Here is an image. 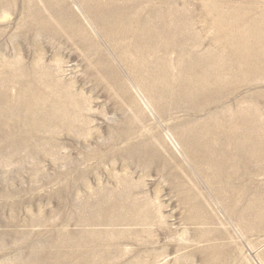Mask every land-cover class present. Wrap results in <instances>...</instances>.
<instances>
[{"label": "rangeland", "instance_id": "obj_1", "mask_svg": "<svg viewBox=\"0 0 264 264\" xmlns=\"http://www.w3.org/2000/svg\"><path fill=\"white\" fill-rule=\"evenodd\" d=\"M93 3L0 0V264H264V0Z\"/></svg>", "mask_w": 264, "mask_h": 264}, {"label": "bare ground", "instance_id": "obj_2", "mask_svg": "<svg viewBox=\"0 0 264 264\" xmlns=\"http://www.w3.org/2000/svg\"><path fill=\"white\" fill-rule=\"evenodd\" d=\"M93 5L92 7H90L92 9V13L95 16V19L97 20V22H99L103 28L106 30L108 36L115 41V48L116 45L119 46V48H116L117 50L120 49V51L122 50V54H123V62L124 63H129L130 61H127V58L125 57V54L127 53H131L134 52L135 56L138 58V61L140 62V53L141 50H143V46H145L147 43H155L156 45H158L160 38L162 37V31L161 33H157V32H151L148 34H145L144 37L140 38V33H137L134 29L133 26L135 24H139L140 22V15L138 14V12L136 10H134L133 8L129 9V10H123V8L125 7H129V4L126 3H122V4H117L118 6H121L120 8L118 6H115L114 4V0H93ZM218 2V1H217ZM224 16L220 15L219 19H217V26H220V24L224 23V18H222ZM264 21V20H263ZM139 29V28H138ZM172 30V29H171ZM257 30V29H256ZM252 31V30H251ZM177 32H182L179 31L178 29H173V33H177ZM238 32V30H237ZM254 32V31H253ZM258 32V31H257ZM263 32V31H262ZM261 32V33H262ZM242 32H238V34H241ZM249 33H251L250 31L245 32V36L249 35ZM106 34V35H107ZM233 34H237L236 31L233 32ZM254 33H252L253 35ZM257 34V33H255ZM260 35V34H259ZM236 36V35H235ZM238 36V35H237ZM246 36V37H247ZM258 36V34H257ZM261 36V35H260ZM249 37V36H248ZM263 37V36H262ZM264 38V37H263ZM262 38V39H263ZM129 39H133L134 41L131 43L128 42ZM238 38H232L233 42H232V46L236 47V52L240 51V49H245L246 51H249L250 54H252L254 52V50L256 49L255 45H253V43L251 45H247V44H243V45H238ZM251 39V38H250ZM248 40V39H246ZM260 47V46H259ZM244 55V54H239L242 58L244 55V61H247L246 63L250 64V61L252 60L251 55ZM133 55V54H132ZM253 56V54H252ZM243 60V59H242ZM193 62V61H192ZM135 63V62H134ZM138 67V66H137ZM140 70V69H139ZM157 72V71H156ZM158 74V73H157ZM160 74V72H159ZM159 77V76H158ZM187 82V81H186ZM192 83V82H191ZM212 83V82H211ZM215 83V82H214ZM155 84V83H154ZM190 84V83H188ZM194 84V83H193ZM159 90V89H158ZM159 93V92H158ZM43 97V96H42ZM173 97V96H172ZM173 99V98H172ZM29 119L32 120L35 116L36 113H33L30 108H29ZM34 115V116H32ZM39 126V125H38ZM3 131V130H2ZM41 131V130H40ZM1 141V140H0ZM23 142V141H22ZM8 144V143H7ZM2 145V144H0ZM9 145V144H8ZM26 147V146H25ZM238 148V147H237ZM123 149V148H122ZM1 151V150H0ZM116 202V201H115ZM114 203V202H113ZM115 206V205H114ZM113 209V208H112ZM101 213V212H100ZM105 219V218H103ZM98 220V219H97ZM108 220V219H107ZM99 223V222H98ZM99 226V225H97ZM113 226V225H112ZM82 236V240L79 244H75L78 245V248H74L72 246L66 247L63 243L61 250L62 249H69V251L67 252L68 254L66 255H62V254H52L51 256L54 257V262H52L53 264H57V262H62V256H66L65 260H69L70 258H84L86 253H89L88 250H93L98 248L94 247L93 244H90L89 239L90 236L93 235V233H81L80 234ZM98 238V237H97ZM84 239V240H83ZM99 244V241L97 242V245ZM101 245V244H100ZM50 259V256L46 257L44 260L40 261V260H35L32 263L33 264H44V263H49L51 264V261H48Z\"/></svg>", "mask_w": 264, "mask_h": 264}]
</instances>
